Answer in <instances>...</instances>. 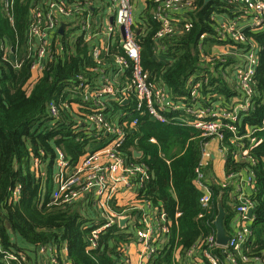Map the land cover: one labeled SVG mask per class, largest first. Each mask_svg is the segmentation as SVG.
Masks as SVG:
<instances>
[{"label":"trees","instance_id":"1","mask_svg":"<svg viewBox=\"0 0 264 264\" xmlns=\"http://www.w3.org/2000/svg\"><path fill=\"white\" fill-rule=\"evenodd\" d=\"M4 1L0 0V264H7L5 253L45 245L55 246L58 251L66 248L71 264H127L126 249L137 240L136 228H141L138 222L126 229L115 224L101 234L95 250L87 251L91 232L106 222L94 201L57 205L51 198L55 186V148L64 150L75 164L97 140L95 131L86 128L76 131L75 121L65 120L64 125L52 129L48 123L49 104L75 85L79 74H90L97 67L89 56L90 47L82 40L65 51L60 50L59 44L53 45V57L45 62L44 72L35 83L28 84L31 63L26 62L21 70H15L3 61L2 49L25 43L37 0H15L14 26L4 13ZM222 6L223 0H211L209 4L205 0H194V8L183 13L185 23H178L174 37L158 40L161 25L154 16L158 3L156 0L146 2L141 22H136L142 65L151 83L164 82L172 101L188 102L191 95L187 81L201 71L202 56L211 55L216 46L224 44L217 39V24L213 19ZM245 33L258 46L259 64L253 80L256 105L244 116L243 123L244 129H260L264 120V31L247 30ZM62 41L65 42L63 38ZM110 61L112 63V59ZM228 65L221 62L214 67L210 65L214 71L208 74L209 82L200 91L202 104L213 101L217 93L230 101L239 95L234 83L214 77H223ZM134 102L132 98L127 107L114 104L115 116L133 111L127 118V140L121 151L148 167L151 180L142 194L152 202V207L166 215L170 228L168 243L149 264H174L177 254L181 258L178 264H186L189 250L216 228L209 229L206 222L199 219L202 193L195 185L205 144L212 139L203 137L192 127L189 116L183 117L185 122H181L177 120L178 114L166 113V124L152 122L145 111L135 112ZM67 117L73 118L69 114ZM136 119L138 124L133 126ZM100 137H104L103 134ZM253 137L242 143L247 151L245 159L234 158L233 152L239 149L237 145H230L229 133L223 146L228 149L227 176L239 173L244 166L255 172L253 231L256 254L261 255L264 254V131ZM135 152H141L142 157L135 159ZM34 158L42 160L44 177L36 176ZM254 160L257 165L252 166L250 162ZM210 168L207 167L205 173L213 194L214 214L218 215V200L222 197L226 210L224 224L228 230L234 214V201L230 198L234 183L222 184ZM178 213L180 216L176 219ZM32 260L35 261L30 257L26 264H32Z\"/></svg>","mask_w":264,"mask_h":264},{"label":"built area","instance_id":"2","mask_svg":"<svg viewBox=\"0 0 264 264\" xmlns=\"http://www.w3.org/2000/svg\"><path fill=\"white\" fill-rule=\"evenodd\" d=\"M108 1L114 22L123 31L119 44L116 42L119 53L111 54V46L107 43L110 37L117 36L115 25H108L104 30L95 27L92 11L86 9L83 12L80 0H37L30 15L25 43L3 47V61L15 70H21L26 62H30L31 77L28 84H33L44 72L47 59L53 57L52 46L59 38L65 41L63 45L59 44L62 51L74 47L79 40L89 45V56L97 67L90 74H79L75 85L49 104L48 123L52 129L64 125L65 120L75 121L76 131L83 128L95 131L97 140L90 144L88 151L75 164L65 151L55 148V186L51 198L57 205L94 201L106 222L91 232L87 251L97 248L104 231L115 224L120 227V218L131 216L137 219L141 226L136 228L137 245L141 248L139 264H149L152 254L159 250L158 243H162V247L166 242L169 227L165 223L166 215L152 207L146 195L142 194L145 185L151 180L148 167L135 162L121 151L127 140V118L133 111L115 116L114 104L127 107L134 98L135 112L145 111L150 121L160 124L168 122L166 113L180 115L177 120L181 122L184 121L179 118L189 116L192 118V127L201 132L203 137L212 139L205 144L201 163L196 170L195 185L202 193L199 219H203L209 229L212 226L215 228L217 215L214 214L213 194L205 173L211 159L210 152H207L208 145L216 142L227 162L228 149L223 146V142L229 133L230 145H237L239 149L233 152L234 158L245 159L247 151L242 143L253 140L254 135L264 131V120L260 129H244L243 123L244 116L252 112L256 105L253 80L259 64L258 46L245 31H264V0H223V6L213 19L217 24V39L224 44L216 46L211 55L202 56L204 65L201 71L187 81L191 95L188 102L172 101L164 82L151 83L149 73L144 71L133 0ZM156 1L158 7L154 16L161 25L157 39L174 37L178 23H185L183 13L194 8V0H161L165 2L161 5L158 2L160 0ZM15 5V0H5L3 5L4 13L13 26ZM75 21L78 23L71 25ZM243 21L249 23L240 26L239 23ZM63 25L65 31L61 34ZM104 35L103 41L101 37ZM231 49L235 52L231 53ZM220 62L229 65L222 73L223 77H214L234 83L239 95L228 102V98L217 93L213 101L202 104L199 100L200 91L209 82L208 74L214 71L210 65L214 67ZM126 100L130 102L129 105H124ZM199 103L202 105L200 108L197 107ZM75 104L80 105L78 110L73 109ZM68 114L73 118H68ZM137 124L136 119L132 125ZM101 134L104 137H100ZM250 164L255 166L257 162L254 160ZM33 168L37 177L45 176L42 160L34 158ZM245 175H248L247 180H244ZM227 180L233 182L235 188L234 214L229 222L231 229H226L229 242L226 246L219 245L215 228L203 237L201 243L189 250L185 257L186 264H264V254H256L253 231L256 219L253 199L255 172L244 166L239 173L227 176ZM246 186L252 190L251 194H248ZM128 192L133 197L124 201L121 195ZM159 224L160 227L156 228ZM177 256L180 261V254ZM30 257L35 259L32 264H71L67 249L58 251L55 246L45 245L33 250L5 253L7 264H26ZM127 264H131L130 260Z\"/></svg>","mask_w":264,"mask_h":264},{"label":"crops","instance_id":"3","mask_svg":"<svg viewBox=\"0 0 264 264\" xmlns=\"http://www.w3.org/2000/svg\"><path fill=\"white\" fill-rule=\"evenodd\" d=\"M147 1L148 0H133L134 18H135L136 22H141L142 13H143V11L146 8V2ZM81 3L84 5L82 7L83 8L82 9L83 12H85L86 9H90L92 11L93 22H94L95 27L104 30V28L105 27L107 28L108 25H111V24L115 25V27H116L115 28V32L117 33V36L110 37L108 39L107 43H108L109 47L111 46V51H112L111 54L119 53V47L117 48V45L120 42V39H121V37L123 35V31L121 29L117 28V26H116V24L114 22L113 15L110 12V7H109L110 6V2L108 0H81ZM77 23L78 22L75 21V22H72L71 25H74V24H77ZM248 23H249V21H243V22H240L239 25L240 26H245ZM67 28H68V26H67ZM101 39H103V41H104L105 35L102 36ZM116 42H117V45H116ZM63 43L64 42L62 41V38H59L58 41L55 44L63 45ZM231 50H232V51H230L231 53L235 52L234 49H231ZM230 60L234 61V59H230ZM228 102H230V98H228ZM201 106L202 105L199 103V105L197 107L200 108ZM183 117H185V116H183ZM183 117L180 118L182 121H184L182 119ZM207 152H210V154H211V159L207 163V167H209V166L211 167L210 168V172L214 175L215 179L220 181L222 184L229 183V181L227 180V174H226V171H225L226 162L224 161V159L222 157V154H221L220 149H219V145L216 142L210 143L208 145V147H207ZM54 173H55V169H54ZM247 179H248V175H245L244 180H247ZM207 182H208V184H210L208 179H207ZM246 187H247L248 194H251L252 190L248 186H246ZM130 196L133 197L132 193H129V192L128 193H122V195H121V197L124 199V201L127 198H129ZM233 196H234V190H232V192H231V196H230L231 200H233ZM149 202H150V204L152 206V202L151 201H149ZM233 207H234V204L232 203V208ZM218 213H219V211H218ZM179 216H180V214L178 213L176 215V219ZM129 217H131V216H129ZM158 217H160V215ZM132 219H133V217H132ZM166 219H167V217L165 218V223L169 227V225L167 224V220ZM137 222H138L137 219L130 220L127 223V227L130 224H134V223L136 224ZM224 223H225V221H224ZM224 226H225V224H224ZM158 227H160V224H159V226H156V228H158ZM126 228H124V229H126ZM230 229L231 228H229V224H228V230H230ZM169 231H170V228H169ZM226 232H227V230H226ZM169 239H170V237H169ZM169 239H168V235H167L166 242H164V245L162 247H161L162 243H158L157 246H158L159 250L152 254V256L150 258V261L153 258L156 257L157 253L163 247L166 246V244L168 243ZM140 254H141V248L137 245V240L134 241L133 243L128 244V247L126 249V256H127L126 260L127 261L130 260L131 264H139V262H140ZM178 262H179V256L176 255L175 258H174V264H178Z\"/></svg>","mask_w":264,"mask_h":264},{"label":"water","instance_id":"4","mask_svg":"<svg viewBox=\"0 0 264 264\" xmlns=\"http://www.w3.org/2000/svg\"><path fill=\"white\" fill-rule=\"evenodd\" d=\"M211 2V0H205V3L206 4H209ZM248 28V27H247ZM247 28H245L243 31H245ZM65 31V25H63L61 28H60V33L63 34ZM138 35L140 34L139 32L137 33ZM129 101L126 100L124 102V105H129ZM92 129H94V127H92ZM134 157L136 159H140L142 157V153L141 152H135L134 153ZM218 216L215 220V226H216V229H217V242L219 245L221 246H226L229 242V235L228 233L226 232V229H225V226H224V221H225V218H226V210L224 208V203H223V199L222 197L219 198L218 200ZM132 220V217H123V218H120L119 220V225L120 227L122 228H126L127 227V223Z\"/></svg>","mask_w":264,"mask_h":264},{"label":"rangeland","instance_id":"5","mask_svg":"<svg viewBox=\"0 0 264 264\" xmlns=\"http://www.w3.org/2000/svg\"><path fill=\"white\" fill-rule=\"evenodd\" d=\"M158 2L160 3V5L165 3L164 1H161V0L158 1ZM135 10H136V9H135ZM12 68H13V67H12ZM79 106H80L79 104H75V105L73 106V109H74V110H78V109H79ZM61 150H62V149H61ZM63 151H64V150H63Z\"/></svg>","mask_w":264,"mask_h":264}]
</instances>
